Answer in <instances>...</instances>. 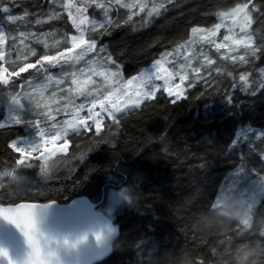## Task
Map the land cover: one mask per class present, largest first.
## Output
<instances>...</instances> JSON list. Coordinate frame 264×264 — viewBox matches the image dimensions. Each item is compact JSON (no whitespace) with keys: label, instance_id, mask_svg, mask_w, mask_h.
<instances>
[{"label":"trees","instance_id":"1","mask_svg":"<svg viewBox=\"0 0 264 264\" xmlns=\"http://www.w3.org/2000/svg\"><path fill=\"white\" fill-rule=\"evenodd\" d=\"M4 1L0 68L8 75L71 47L74 31L64 0ZM145 1L155 10L134 16L109 2L113 19L86 34L87 41L95 42L89 58L109 56V68L121 71L112 85L98 79L87 91L89 99L141 73L185 42L192 30L215 28L222 14L240 5L251 14V33L259 43L255 57L238 62L212 52L211 75L187 84L184 98L173 102L159 91L140 108L106 121L99 131L69 135L67 152L46 161L18 163L19 154L9 147L18 138L33 137L35 119L0 125V204H66L86 197L100 203V210L108 192L115 190L123 194L111 220L118 238L111 255L98 264H264V195L247 216L216 206L239 168L251 166L264 174V78L252 74L242 83L240 78L246 68L253 66V72L264 67V0ZM103 11L88 5L92 22L101 21ZM67 61L60 67L44 64L46 73L34 67L0 85V119L26 80L39 83L47 73L65 74L84 64ZM67 100L74 102L73 97Z\"/></svg>","mask_w":264,"mask_h":264},{"label":"rangeland","instance_id":"2","mask_svg":"<svg viewBox=\"0 0 264 264\" xmlns=\"http://www.w3.org/2000/svg\"><path fill=\"white\" fill-rule=\"evenodd\" d=\"M112 1L118 3L130 16L144 12L147 8L149 12L155 10L145 0H64L63 9L74 31L69 37L71 47L55 56L41 58L36 64H28L16 74L8 75L5 67L0 68V85L3 86L11 81V77H17L34 67L45 70L42 67L44 64H56L55 67H60L59 64L66 60L68 61L64 64L84 62L65 74L47 73L39 83L26 80L13 103L4 108L0 125L14 123L23 117L35 119L37 123V130L32 138H18L9 144L19 154L18 163L46 161L66 153L69 135L91 128L99 131L106 121L140 108L144 102L154 99L159 91H163L173 102L179 101L185 96L187 84L203 81L211 75L212 71L207 69L213 61L210 57L212 52H217L226 59L242 62L248 56L254 58V49L259 46L258 39L251 33V14L246 5H240L222 14L221 21L215 28L192 30L185 42L166 51L141 73L114 86L104 96L91 100L87 92L91 91L90 86L98 84V79L109 85L117 83L121 73L109 68V56H88L95 42L87 41L86 34L113 19L111 7L107 6ZM90 4L104 8L101 21L95 23L89 19L87 11ZM4 40L5 36L1 33V58ZM261 40L264 42V38ZM252 68L253 66L251 69L246 68V73L240 75L241 83L242 80L251 78L252 74H259V79H263L264 67L254 70V73L251 72ZM71 97L73 103L67 100ZM86 100L89 101L84 105ZM78 106L80 108H76ZM70 111L69 117L58 120V117ZM229 183L220 192L216 206L224 210L234 208L237 216H247L264 195V174L255 167H242L234 173ZM122 195L115 190L108 192L100 211L110 220L120 205Z\"/></svg>","mask_w":264,"mask_h":264},{"label":"water","instance_id":"3","mask_svg":"<svg viewBox=\"0 0 264 264\" xmlns=\"http://www.w3.org/2000/svg\"><path fill=\"white\" fill-rule=\"evenodd\" d=\"M100 203L77 197L66 204H0V264H98L107 259L118 230L98 210Z\"/></svg>","mask_w":264,"mask_h":264},{"label":"bare ground","instance_id":"4","mask_svg":"<svg viewBox=\"0 0 264 264\" xmlns=\"http://www.w3.org/2000/svg\"><path fill=\"white\" fill-rule=\"evenodd\" d=\"M7 1V0H6ZM6 1H4V2H6ZM89 1V0H88ZM235 1V0H234ZM252 1V0H251ZM186 2V1H185ZM243 2V1H242ZM259 3V2H258ZM32 4V3H31ZM241 4V3H240ZM178 5H180V4H178ZM60 8V7H59ZM59 8H58V10H59ZM135 8V7H134ZM217 8V7H216ZM218 9V8H217ZM99 10H100V8H99ZM260 10V9H259ZM211 11V10H210ZM214 12V11H213ZM114 14V13H113ZM212 14V13H211ZM205 18V17H204ZM119 19V18H118ZM4 20V19H3ZM29 20V19H28ZM31 20V19H30ZM54 21V20H53ZM56 21V20H55ZM204 21V20H203ZM117 22V21H116ZM214 22V21H213ZM258 23V22H257ZM224 25H226V24H224ZM264 25V24H263ZM201 26V25H200ZM203 26V25H202ZM25 27V26H24ZM105 27V26H104ZM111 27V26H110ZM21 28V27H20ZM38 28V27H37ZM40 28V27H39ZM101 29V28H100ZM15 31V30H14ZM26 35V34H25ZM38 38V37H37ZM261 38H262V36H261ZM9 39V38H8ZM49 39V38H48ZM37 40V39H36ZM35 40V41H36ZM61 42V41H60ZM259 44V43H258ZM261 44V43H260ZM10 45V44H9ZM43 46V45H42ZM263 46V45H262ZM101 49V48H100ZM52 50V49H51ZM77 53V52H76ZM61 58V57H60ZM205 60V59H204ZM63 62V61H62ZM80 63V62H79ZM53 64V63H52ZM56 65V64H55ZM54 65V66H55ZM82 65V64H81ZM53 66V65H52ZM115 66V65H114ZM43 67V66H42ZM38 68V67H37ZM198 72V71H197ZM254 73V72H253ZM39 77V76H38ZM260 78V77H259ZM264 78V77H263ZM36 80V79H35ZM235 82V81H234ZM236 83V82H235ZM263 84V83H262ZM236 86V85H235ZM91 87V86H90ZM22 89V88H21ZM14 90V89H13ZM12 90V91H13ZM241 90V89H240ZM106 92V91H105ZM233 92V91H232ZM228 93V92H227ZM237 93V92H236ZM233 94V93H232ZM238 94H239V92H238ZM230 95V94H229ZM249 95V94H248ZM101 96H102V94H101ZM226 96V95H225ZM245 96V95H244ZM231 97H234V95L232 96L231 95ZM230 97V98H231ZM14 99V98H13ZM231 100V99H230ZM227 103V102H226ZM10 104V103H9ZM107 109V108H106ZM0 112H1V110H0ZM83 114V113H82ZM73 115V114H72ZM66 117V116H65ZM117 123V122H116ZM25 124V123H24ZM48 124H49V122H48ZM22 125V124H21ZM108 127H109V125H108ZM111 127V126H110ZM45 128V127H44ZM244 128V127H243ZM259 130V129H258ZM42 132V131H41ZM251 134V133H250ZM245 134H243V136H244ZM249 135V134H248ZM112 136V135H111ZM253 136V135H252ZM239 139V138H238ZM242 139V138H241ZM241 139H239V140H241ZM255 139V138H254ZM251 140V139H250ZM260 140V139H259ZM244 142V141H243ZM236 143V142H235ZM241 143V142H240ZM105 144V143H104ZM247 144V143H246ZM264 144V143H263ZM240 145L241 144H239V147H240ZM244 145V144H243ZM114 146V145H113ZM242 146V145H241ZM250 149V148H249ZM263 149V148H262ZM94 150H96L95 148H94ZM183 151V150H182ZM93 152V151H92ZM89 154H90V152H89ZM255 154V153H254ZM257 155V154H256ZM67 156V155H66ZM222 156V155H221ZM70 157V156H69ZM258 157V156H257ZM249 158V157H248ZM57 159V158H56ZM241 159V158H240ZM51 161V160H50ZM37 162V161H36ZM49 162V161H48ZM24 163V162H23ZM41 163V162H40ZM78 163H79V161H78ZM212 164V163H211ZM77 167V166H76ZM263 167V166H262ZM79 168V167H78ZM69 169V168H68ZM186 169V168H185ZM200 169V168H199ZM12 170V169H11ZM51 171V170H50ZM74 172V171H73ZM199 174V173H198ZM51 177V176H50ZM59 177V176H58ZM106 177V176H105ZM53 178H54V176H53ZM57 178V177H56ZM108 178V177H107ZM10 180V179H9ZM11 180H13V179H11ZM18 181V180H17ZM28 181V180H27ZM51 181H52V179H51ZM61 181V184H62V180H60ZM225 181V180H224ZM13 182V181H12ZM43 183H44V181H42ZM46 182V181H45ZM48 182V181H47ZM47 182L45 183V184H47ZM49 182H50V180H49ZM34 183V182H33ZM52 183V182H51ZM54 183L56 184V182H55V180H54ZM58 183V182H57ZM23 184V183H22ZM32 184V183H31ZM119 184V183H118ZM24 185V184H23ZM28 185V184H27ZM100 187V186H99ZM161 190V189H160ZM139 194V193H138ZM215 194H217V193H215ZM44 195V194H43ZM200 196V195H199ZM67 197V196H66ZM130 197V196H129ZM198 197V196H197ZM263 198V197H262ZM102 200V199H101ZM133 200V199H132ZM129 205V204H128ZM134 205V204H133ZM217 205V204H216ZM259 207V206H258ZM201 208V207H200ZM214 210V209H213ZM124 211V210H123ZM210 211V210H209ZM123 213V212H122ZM135 213V212H134ZM116 214V213H115ZM251 214V213H250ZM237 244V243H236ZM244 251V250H243ZM240 254V253H239ZM241 257V256H240ZM243 257V256H242Z\"/></svg>","mask_w":264,"mask_h":264}]
</instances>
